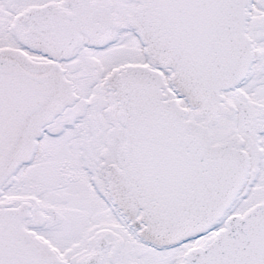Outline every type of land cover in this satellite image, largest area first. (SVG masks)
<instances>
[{
  "label": "snow or ice",
  "instance_id": "1",
  "mask_svg": "<svg viewBox=\"0 0 264 264\" xmlns=\"http://www.w3.org/2000/svg\"><path fill=\"white\" fill-rule=\"evenodd\" d=\"M0 264H264V0H0Z\"/></svg>",
  "mask_w": 264,
  "mask_h": 264
}]
</instances>
